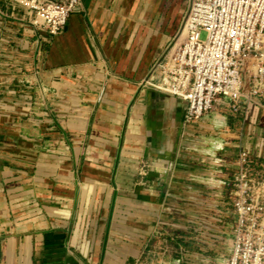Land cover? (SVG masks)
Segmentation results:
<instances>
[{
    "label": "crops",
    "instance_id": "0c3cea01",
    "mask_svg": "<svg viewBox=\"0 0 264 264\" xmlns=\"http://www.w3.org/2000/svg\"><path fill=\"white\" fill-rule=\"evenodd\" d=\"M20 1L0 0V264H139L171 194L225 177L245 133L227 105L186 126L150 86L189 0H81L54 37Z\"/></svg>",
    "mask_w": 264,
    "mask_h": 264
},
{
    "label": "built area",
    "instance_id": "2783aa9c",
    "mask_svg": "<svg viewBox=\"0 0 264 264\" xmlns=\"http://www.w3.org/2000/svg\"><path fill=\"white\" fill-rule=\"evenodd\" d=\"M33 25L54 37L81 0H21ZM206 40L201 39L202 33ZM184 40L157 61L150 86L185 103L184 123L197 124L217 106L247 115L264 102V0H189ZM234 178L232 254L227 264H264V195L247 169V152ZM221 161V160H220ZM264 189V185L262 187ZM256 193V194H255Z\"/></svg>",
    "mask_w": 264,
    "mask_h": 264
},
{
    "label": "rangeland",
    "instance_id": "374dc122",
    "mask_svg": "<svg viewBox=\"0 0 264 264\" xmlns=\"http://www.w3.org/2000/svg\"><path fill=\"white\" fill-rule=\"evenodd\" d=\"M182 24L176 37L165 47L161 58L174 45L184 40ZM206 38L207 34L203 32L201 39L206 40ZM262 106L263 108H257V114H252L254 111L251 108H248L247 115L243 112H233L229 108L230 112L225 110L227 114L223 110L224 114L218 115L219 119L227 115V122L231 123L230 130H238L240 133L245 131L243 136L233 142L234 145H238L240 152L229 154L231 165L227 167L229 172L225 177L216 175L204 178L202 176L197 178L199 180H193L192 182L201 184L196 187L199 191H191L188 185L179 191L174 183L171 184L170 190L181 192L183 198H179L177 193L171 194L167 203L161 208V220L151 222L158 223L155 228L156 233L148 237L150 240L148 239L149 242L146 244L149 248L141 257L139 264H227L231 250L229 226L235 223L232 216V214L235 215L234 178L242 167L240 155L244 151L248 154L246 167L256 183V193L259 190V194L264 195L262 188L264 185V102ZM233 148L236 147L233 146ZM221 179H226L229 184H222ZM190 195L193 196L192 200Z\"/></svg>",
    "mask_w": 264,
    "mask_h": 264
},
{
    "label": "bare ground",
    "instance_id": "6f19581e",
    "mask_svg": "<svg viewBox=\"0 0 264 264\" xmlns=\"http://www.w3.org/2000/svg\"><path fill=\"white\" fill-rule=\"evenodd\" d=\"M182 37H183V34H182ZM154 76V75H153Z\"/></svg>",
    "mask_w": 264,
    "mask_h": 264
}]
</instances>
